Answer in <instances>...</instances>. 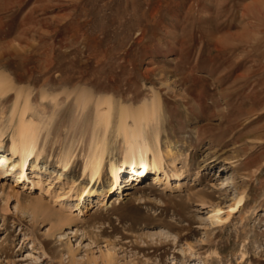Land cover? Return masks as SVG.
<instances>
[{
    "label": "rangeland",
    "instance_id": "rangeland-1",
    "mask_svg": "<svg viewBox=\"0 0 264 264\" xmlns=\"http://www.w3.org/2000/svg\"><path fill=\"white\" fill-rule=\"evenodd\" d=\"M252 3L0 0L4 148L28 100L52 154L43 161L59 169L57 153L71 146L79 163L65 181L80 180L91 132L104 133L92 126L97 101L113 100L107 162L120 157L119 105L160 102L148 133L179 151L165 165L186 174L179 188L147 179L119 201L89 200L84 214L64 209L75 195L48 172L41 190L0 175V264H105L107 250L112 264H264V11ZM108 175L105 166V187ZM34 195L42 214L27 207ZM218 207L222 223L211 218Z\"/></svg>",
    "mask_w": 264,
    "mask_h": 264
},
{
    "label": "bare ground",
    "instance_id": "bare-ground-1",
    "mask_svg": "<svg viewBox=\"0 0 264 264\" xmlns=\"http://www.w3.org/2000/svg\"><path fill=\"white\" fill-rule=\"evenodd\" d=\"M252 6L261 14L264 11V0H253ZM2 74L0 73V95H4L10 86L8 78ZM89 101L90 97L88 95H80L79 102H77L78 107L84 110ZM101 104L106 105L104 111L98 108ZM17 106L18 95L13 112H16ZM31 108L28 100H25L10 135V143L7 149L4 148L3 142L4 130L0 128V175L2 177H13L16 181L14 185H21L26 188L37 185V188L41 190L42 173L48 172L53 176L54 182L61 184V188L69 197L72 198V194L75 195L72 201L62 202L65 206L64 209H70V213L78 210V213L84 214L83 206L85 207V203L89 200L95 199V201L102 204H108L115 200L119 201L129 193L127 188H138L139 184L147 179H150L153 184L162 182L171 188H179L186 178V174L176 169L175 166L165 165V158L171 157L174 161L179 151L169 146L165 151L163 150L158 129H154L152 134L148 133L150 121L157 118L160 102H153L150 106L142 105L137 109L119 105L115 136L121 137L120 157L111 156L107 162L106 156L109 154L110 149L106 133L108 132L109 122L113 117V100L106 98L97 101L92 126L96 129L104 125V133L99 137L94 131L91 132L80 157L82 160V176L80 180L72 178L69 182L65 179L68 173L78 165V155L71 146L64 147L57 153V162L60 168L56 170L49 168L50 166L47 167L43 159L46 160L48 156L52 158V154L48 153L49 155H47L45 143L41 146V131L44 127L41 118L36 120L32 115L27 118V112ZM129 119L132 122L131 124L128 123ZM172 160L171 164L173 165ZM105 166L108 167V187L102 184ZM171 174H174L175 180L171 181L169 179ZM48 184L46 192L50 190L52 181H49ZM65 184H68L66 185V191ZM56 197L61 200L64 198V193L57 192ZM243 198V195L239 196L236 204H240ZM28 204L27 207L31 206V210L36 213L42 214L45 210V206L41 204L38 195H34L32 200L28 201ZM221 209V207L212 209L211 218H216V223H222L228 219V216L223 217L219 214ZM102 259L105 264H112L113 254L107 250L103 252Z\"/></svg>",
    "mask_w": 264,
    "mask_h": 264
}]
</instances>
